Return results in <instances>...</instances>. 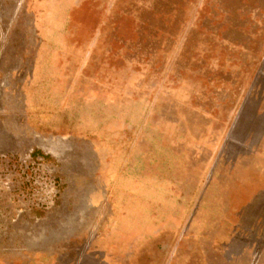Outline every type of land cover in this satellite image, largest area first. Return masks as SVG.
<instances>
[{
	"label": "rangeland",
	"instance_id": "374dc122",
	"mask_svg": "<svg viewBox=\"0 0 264 264\" xmlns=\"http://www.w3.org/2000/svg\"><path fill=\"white\" fill-rule=\"evenodd\" d=\"M245 240L264 0H0V264H229Z\"/></svg>",
	"mask_w": 264,
	"mask_h": 264
},
{
	"label": "crops",
	"instance_id": "0c3cea01",
	"mask_svg": "<svg viewBox=\"0 0 264 264\" xmlns=\"http://www.w3.org/2000/svg\"><path fill=\"white\" fill-rule=\"evenodd\" d=\"M244 243V248L240 250V255L237 258V262L234 261L232 262L231 260L228 262L229 264H264V249L261 252L260 255L257 257H252V252H248V245L247 241H243ZM251 247V246H250Z\"/></svg>",
	"mask_w": 264,
	"mask_h": 264
}]
</instances>
